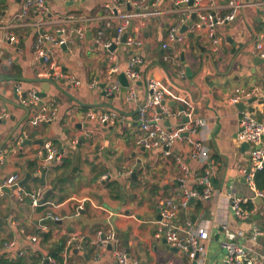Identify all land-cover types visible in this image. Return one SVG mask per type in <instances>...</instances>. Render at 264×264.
Masks as SVG:
<instances>
[{"label":"crops","instance_id":"obj_1","mask_svg":"<svg viewBox=\"0 0 264 264\" xmlns=\"http://www.w3.org/2000/svg\"><path fill=\"white\" fill-rule=\"evenodd\" d=\"M22 1L0 0V112L5 111L0 122V184L10 174H17L20 181L29 173L19 187L43 189L41 199L49 203L34 207L30 197L19 198L15 186L2 190L0 264H59L52 254L62 242L58 252L62 264H116L110 245L101 248L93 243L98 229L109 228L117 233L129 264H225L226 253L219 246L223 224L242 229L245 240L252 223L264 232V198L252 200L243 172L250 164L249 145L236 138L241 110L230 102L233 94L256 87L258 100L239 102H244L243 111L264 121V59L253 51L259 35L264 38L262 8L243 7L235 20L217 24L215 35L220 40L213 47L205 30H188L193 14L186 13L189 5L179 0H149L140 8L126 0H47L44 15L30 11L24 17L19 16ZM105 4L130 16L127 34L141 45L118 42L114 51L103 47L116 37L114 28L104 26L109 18ZM177 24L185 41L163 47L168 28ZM60 28L70 33L68 43L39 42L45 33L58 37ZM77 28L83 31L81 36L74 34ZM6 32L18 42H9ZM38 43L51 52L61 72L80 84L58 79L59 88L49 85L42 106L39 99L26 105L22 93L28 96L32 89L41 90L42 82L36 79L44 78L48 67L36 53ZM136 54L144 61L138 67V97L147 93L144 78L154 77L165 91L168 107L178 112L176 118L164 119L168 129L191 118L206 122L198 134L178 133L168 155L160 146L146 149L135 142L142 132L137 103L126 99L128 87L119 74ZM114 64L118 70L112 73ZM115 82L120 83V91L108 92L106 87ZM43 107L56 108V118L32 125L30 119ZM186 108H192L189 119ZM110 110L117 113L113 125L87 118L89 111ZM197 138L208 153L205 160L191 157V142ZM24 139L31 143L22 144ZM38 140L50 142L62 153L60 164L42 168L43 146ZM206 172L213 187L211 198L189 199L188 207L181 208L173 221L182 236L187 222L193 227L206 223L205 251L195 259L155 236L158 205L166 197L180 200L184 189L198 188L196 178ZM105 173L111 177L104 182L100 177ZM231 192L254 203L249 220L234 217L229 209ZM48 211L58 218L45 217ZM32 235H36L33 243ZM75 236L82 239L68 244ZM11 241L12 246L6 247ZM252 249L264 256V235ZM256 264H264V259L257 258Z\"/></svg>","mask_w":264,"mask_h":264},{"label":"built area","instance_id":"obj_2","mask_svg":"<svg viewBox=\"0 0 264 264\" xmlns=\"http://www.w3.org/2000/svg\"><path fill=\"white\" fill-rule=\"evenodd\" d=\"M77 1V0H72ZM149 0H126V4L135 5L140 8L144 6ZM180 3L189 5L187 12L195 15L194 20L190 22L188 30L198 31L205 30L213 47L219 43L220 38L215 35V26L225 21H233L236 18L239 9L247 6H253L256 8H262L264 11V0H179ZM191 2V3H190ZM109 9V18L106 19L104 26L107 28L115 29V42H120V38L123 34H127V29L131 25V19L129 15H121L118 13V9L115 6L105 4ZM226 9V13L223 10ZM30 11L36 12L37 15H44L48 11L47 0H23L21 11L19 16H26ZM116 18L117 21L115 20ZM2 16L0 13V22ZM264 30V25H263ZM58 37L50 34H44L40 38L39 42L45 41L52 42L56 45H64L70 41V33L66 28L57 29ZM100 32H102L100 30ZM263 33V32H262ZM6 37L9 42H18L16 36L12 33L6 32ZM76 35H82L83 31L77 28L74 32ZM185 41V34L180 30V24L172 25L168 28L165 42L163 47H167L169 43H183ZM129 46L141 45V41L127 34L126 41ZM112 42L103 43V47L109 48ZM253 51L260 58L264 59V38L263 34H260L257 41L254 43ZM36 53L42 57L44 62L48 65L47 69L42 73L44 78L52 80L70 78V81L74 85H79L80 81L73 76H68L61 72L60 67L53 61L51 52L46 48H43L39 43L36 46ZM143 58L140 55H131L128 60V65L125 70V76L129 82L128 92L126 99L130 102L137 103L138 109V122L139 128L142 131L136 138L137 145L146 149H152L160 146L164 148L163 153L168 155L171 145L174 143L175 136L178 133L186 132L187 134H198L200 127L205 125V120L202 118L189 119L192 108H186L185 114L188 117V122H183L177 125L175 128L168 129L165 126L164 119L176 118L178 112L168 107L165 101V91L161 88L160 83L154 77L146 76L144 78V85L146 87V95L143 98H139L136 92V81L141 78V73L138 67L143 63ZM118 70L117 65H112L110 71L116 72ZM96 83L93 82L92 86ZM19 88L18 84L16 89ZM107 91L117 92L120 91L121 85L119 82L112 83L106 87ZM256 87L240 90L230 97L231 103H237L241 100H247L257 93ZM36 91L32 89L29 92L27 99H22L26 105H35L38 101ZM56 108L47 111L46 107H43L36 115L30 119L32 125H38L41 122L52 121L56 118ZM5 111L0 112V121L4 118ZM117 113L114 110L95 112H87L88 119H94L104 125H113L115 123ZM236 138L240 142L249 143V167L244 169V177L247 185L252 189L253 198H264V189H257L254 183L255 174L262 170L264 167V121L256 118L251 112L241 111L238 119V130ZM76 141V140H75ZM45 154L42 162V168L48 169L52 165L60 164L62 160V153L59 152L50 142L43 144ZM42 149V150H43ZM43 151H40L42 154ZM191 157L194 159L205 160L208 157V153L199 138L191 142L190 147ZM183 170L187 171L184 164L181 163ZM110 174H103L101 181L109 180ZM197 184L200 188L184 189L181 199L175 200L172 197H166L159 202V214L160 220L155 232V236L158 238H165L167 242L178 248L179 251L186 253L190 258H194L195 254H202L205 251V240L208 238V231L206 229V223L203 221L199 226L193 227L190 222H187L188 229L185 231V236H182L177 225L174 224V218L181 208L188 207L189 199L208 200L212 196L213 187L207 175H198L196 178ZM19 182V176L17 174H10L5 177L4 181L0 184V193L4 187L15 186L19 198L22 196H28L31 199V205L34 207H40L47 205V201L42 200V191L33 190L26 191L22 187L17 185ZM247 200L239 196L235 192L229 194V209L232 211L234 217L240 221H247L250 219V212L254 209H246L242 206ZM51 219H57L58 216L48 211L46 216ZM264 235V232L257 226L256 223L251 225V233L245 240V233L242 229H233L229 225H222V237L219 241V246L226 253L225 264H256L257 258H263L255 250L252 249V245L257 243L260 236ZM33 243L36 240V235L29 237ZM72 239L81 240L82 237L75 236ZM243 239V240H242ZM14 241L6 242V247H11ZM93 243L105 248L111 246L112 255L116 264H129V255L126 250L120 246V241L117 233L113 228L107 230L98 229L95 232ZM67 248L65 249V251ZM199 259V258H198ZM171 264V263H166Z\"/></svg>","mask_w":264,"mask_h":264},{"label":"water","instance_id":"obj_3","mask_svg":"<svg viewBox=\"0 0 264 264\" xmlns=\"http://www.w3.org/2000/svg\"><path fill=\"white\" fill-rule=\"evenodd\" d=\"M190 3H191V2H190ZM192 17L194 18L195 15H192ZM126 37H127V34H126V33L123 34V35L121 36V38H120V42L124 43V42L126 41ZM64 45H65V44H64ZM115 48H116L115 43H112V44L109 46L108 50H110V51H114ZM36 80L42 82L41 90H39V91L36 92V96L39 98L38 106H42V105L44 104L43 101H42V99L46 96V91L48 90L49 85L51 84V85H54V86L58 87V84H57V81L52 80V79H49V78H37ZM119 80H120V82L122 83V85H123L124 87H128L129 82H128L127 77L125 76V73H124V72H121V73L119 74ZM61 81H64V79H61ZM101 87L103 88V87H104V84H101ZM58 88H59V87H58ZM15 90H17L16 87H15ZM105 93H106V91L104 90V91H103V94H105ZM112 95H113V94H112ZM22 97H23L22 99H27V97H28V96H27V93H22ZM255 100H258V98H257L256 96H253V97L247 99V102L251 103V102H253V101H255ZM259 102L262 103V100L259 99ZM236 105L239 107V109H240L241 111H243V109H244V102H238V103H236ZM113 109H114V108H113ZM250 111H252V110L250 109ZM0 122H1V121H0ZM35 142H37L39 145H42V146H43V144H44L42 140H38V141H35ZM24 143H28V144H29V143H31V141H29L28 139H24L23 142H22V144H24ZM245 143H246L247 145H249V143H247V142H245ZM42 151H43V153L45 154V149H43ZM29 176H30V174L27 173V174L25 175L24 179L20 180V181L18 182L17 185L22 186L23 184H25V183L27 182ZM4 188H5V187H4ZM4 188H3V189H4ZM6 190H10V189L6 187ZM192 199H193V198H192ZM198 255H199L198 253L195 254V259H197ZM45 263H49V260H48V259H45Z\"/></svg>","mask_w":264,"mask_h":264},{"label":"trees","instance_id":"obj_4","mask_svg":"<svg viewBox=\"0 0 264 264\" xmlns=\"http://www.w3.org/2000/svg\"><path fill=\"white\" fill-rule=\"evenodd\" d=\"M254 183L257 189L263 190L264 189V167L262 170L258 171L255 174L254 177ZM198 188H200V186H198ZM243 207H245L246 209H251L254 206V203H252L250 200L243 203L242 204ZM64 246V243L62 242V245L60 246V248L58 250H56L55 253L52 254V256L57 260V262H59V264H62L63 259L62 257L59 255V250H61ZM37 260H41V257L37 258ZM7 264H11V262L7 261Z\"/></svg>","mask_w":264,"mask_h":264},{"label":"rangeland","instance_id":"obj_5","mask_svg":"<svg viewBox=\"0 0 264 264\" xmlns=\"http://www.w3.org/2000/svg\"><path fill=\"white\" fill-rule=\"evenodd\" d=\"M101 180V179H100ZM105 182V181H104Z\"/></svg>","mask_w":264,"mask_h":264}]
</instances>
